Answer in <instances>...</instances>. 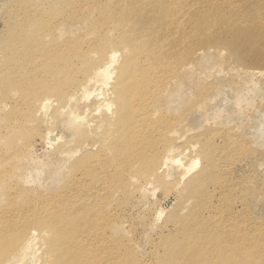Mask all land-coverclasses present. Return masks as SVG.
<instances>
[{
    "label": "rangeland",
    "instance_id": "rangeland-1",
    "mask_svg": "<svg viewBox=\"0 0 264 264\" xmlns=\"http://www.w3.org/2000/svg\"><path fill=\"white\" fill-rule=\"evenodd\" d=\"M127 4L129 0H78L77 4L76 0H0V134H4L0 146L4 143L11 147L10 150L3 146L0 154L8 156L7 164L12 170L6 182L0 184V208H5L7 198L13 195L15 202L23 198L40 199V195L56 198L59 193L60 197L72 181L73 161L85 151L80 149L85 144L98 142L85 125V119L82 126L74 124L64 107L66 103L59 101L63 99L56 97L55 105L41 108L42 114L38 106L32 108L31 103L45 95L41 88L49 84L48 71L58 64L59 55L91 47L95 33L113 26L111 11ZM197 6L202 17L212 16L213 19L216 16L223 26L217 30L226 29L228 36L235 26L228 22L234 20L236 25H247L245 13L252 10L256 14L254 27H262L264 35V0H198ZM70 15L75 16L71 21L68 20ZM189 20L184 24L187 30L193 23L192 18ZM48 24L56 25V39L59 43L68 41L67 45L57 47L56 41L50 42L51 37L45 43L33 42L30 34L35 31V25L47 31ZM18 36L30 41L33 51L23 50L22 56L14 57L16 52L10 50L18 45L13 42ZM246 42L248 46L249 38ZM235 46L232 44L231 50ZM177 53L174 62L178 61ZM186 61L193 68L176 74L159 98L162 121L168 122L161 125L166 129L169 122L174 124V136L183 137L181 147L195 144L199 150L210 144L216 175L215 181L208 184L206 198L201 201L208 205H204V217L193 222L190 218L193 210L198 209L191 193L194 187L190 189L194 185L191 176L201 169L200 165L186 175L181 160L179 165L172 164L167 176L153 179L144 189H138L127 179L124 187L118 188L114 183L119 170L113 165L117 159L100 153L97 143L99 165L94 170L112 166L109 171L104 170L109 180L106 185H110V191L104 190L103 203L104 264L113 259H126L130 264H173L166 248L168 242L177 235L178 238L185 236L183 233L193 228L236 230V237L242 238L235 244L234 251L225 249L219 253L225 262L244 264L238 256L241 254L245 262L250 245L249 264L264 261V64L245 57L236 58L225 45L200 43L191 50ZM194 77L199 80L198 85L194 84ZM29 90L31 92L27 93ZM103 113L106 115V110ZM4 124L9 126L4 129ZM6 127L10 131L17 128L19 134L13 129V132L8 130L9 134ZM49 132L60 138L61 151L44 140ZM102 134L99 140L104 138L108 143V135ZM6 136L9 139L6 140ZM160 154L159 151L152 158L159 162ZM197 154L198 151L194 152L185 162L198 158ZM25 189H29L27 198ZM13 192L20 195L16 194L15 198ZM209 213L211 215H207ZM233 221L236 225H232ZM214 253L216 256L215 250Z\"/></svg>",
    "mask_w": 264,
    "mask_h": 264
},
{
    "label": "bare ground",
    "instance_id": "bare-ground-1",
    "mask_svg": "<svg viewBox=\"0 0 264 264\" xmlns=\"http://www.w3.org/2000/svg\"><path fill=\"white\" fill-rule=\"evenodd\" d=\"M197 5L198 0H129L126 6L111 11L113 26L95 33L91 47L59 55L58 64L49 68V84L41 88L45 90V95L31 103L32 108L37 105L41 111L47 105H55L57 98H60L63 99L64 103L59 100L62 104L66 103L64 107L75 125H81L85 119V125L97 137V150L105 155L110 154L111 159H117L113 165L119 170L115 175L118 180L114 183L118 188H123L127 181L138 189H144L153 179L167 176L172 164H178L181 160L184 161L183 171L186 175L200 165L201 169L191 176L194 185L190 189L194 187L191 193L194 206H198L193 210V217H190L192 222L204 217L202 214L206 204L201 201L208 194L206 191L210 181H215L216 167L210 155V144L203 145L199 150L195 144L181 147L183 137L174 136V124L169 122L166 129L161 125L168 122L162 121L163 108L159 105V98L176 74L193 68L186 58L198 43L204 46L225 45L236 58L245 57L264 64L263 28L254 27L256 14L252 10L245 13L247 25H236L234 20L228 22V25H235L228 36L226 29L217 30L223 28L220 20L216 16L213 19L212 16L202 17L203 13ZM73 7L76 9V5ZM75 9H72L73 13ZM74 18V15L68 16L69 21ZM191 18L193 23L187 30L184 24L189 23ZM48 26L47 31H42L45 27L42 29L35 25V31L30 34L33 42L45 43L51 37L50 42L56 41L57 47L68 44V41L59 43L56 39L55 24ZM247 38L250 42L248 46ZM13 42L18 44L10 50L16 52L14 57L22 56L25 53L23 50L33 51L30 41L19 36ZM232 44L236 46L231 50ZM176 53L178 61L174 62ZM198 81L193 78L194 84L198 85ZM5 126L9 125L4 124V129ZM7 127L6 131L9 130ZM12 129L9 131L17 128ZM8 132L5 134L10 136ZM103 132L108 135V143L104 138L99 140ZM3 135L0 134V138L4 139ZM6 137V140L9 139ZM44 140L52 148L57 146L58 152L61 151L60 138L54 132H49ZM97 143L85 144L80 149L85 151L73 161L72 181L60 197L58 193L56 198L40 195V199H29V189H25L27 199L22 197L23 201L15 202L14 195L11 196L13 200L7 198L6 207L0 208V264H104V190L110 191L104 170L109 171L112 166L94 170L99 165V152L95 151ZM3 146H0V151ZM5 146L11 150L7 144ZM159 147L162 149L158 150ZM159 151L161 154L157 162L152 157ZM187 151L190 153L187 154ZM197 151L198 158L185 162L188 156H193ZM7 160L8 156L2 152L0 184L11 176L12 170ZM132 164L137 166L132 168ZM17 191L20 192L19 189ZM232 225H236V222L233 221ZM193 229L183 233L185 236L178 238L177 235L168 242L169 261L173 264H231L223 261L219 253L225 249L234 251L235 244L242 238L236 237V230ZM250 251L251 245L246 249L245 262L241 254L238 256L244 264L250 263ZM256 262L264 264V261ZM107 264L130 262L113 259Z\"/></svg>",
    "mask_w": 264,
    "mask_h": 264
}]
</instances>
